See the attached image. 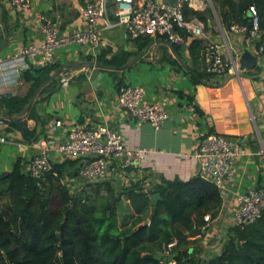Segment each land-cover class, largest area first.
I'll return each mask as SVG.
<instances>
[{
    "label": "crops",
    "instance_id": "1",
    "mask_svg": "<svg viewBox=\"0 0 264 264\" xmlns=\"http://www.w3.org/2000/svg\"><path fill=\"white\" fill-rule=\"evenodd\" d=\"M196 9L206 12L207 29L202 22V36L186 34L177 53L192 72L202 74L205 79L194 82L192 73L185 71L178 60V64L172 61L173 57L177 58L162 43L163 39L151 38V42L139 50L121 26L108 27L103 20H98L96 27L102 47L96 50L90 43L70 44L56 51L54 69L35 90L27 113L23 115L27 118L28 136L32 137L23 139L20 131L0 124V132L9 137L0 146V175L7 174L17 160L24 163L25 168L26 159L35 153L42 139L63 141L72 125L95 128L107 124L120 131L129 144L146 148L149 156L146 170L153 179L188 180L197 175L194 150L199 137L208 132L225 135L238 146L247 148L249 154L237 159L233 179L221 192L222 206L217 217L204 220L205 227L193 229L205 233L190 232L200 237L198 252L206 257L213 251V256L217 255L226 240L228 228L234 224L237 196L250 188L264 187V159L253 153L264 144V75L232 78L225 82L226 75L213 80L204 72V47L211 41L220 44L224 57L234 62L242 51H258L260 46L263 47L260 53L263 59L258 60L254 70L238 71L256 75L264 69V36L250 38L247 33L233 28L240 25L223 22L218 11L208 12L203 5ZM81 11L82 0H30L28 9H17L9 0H0V57L9 58L27 42L37 44L41 41L39 13L46 12L67 34L86 25ZM190 36L202 43L190 49ZM259 39L260 45L252 41ZM106 48L110 49V54L129 53L128 63L119 69L98 65L96 57ZM60 72L71 75L66 87L59 84ZM120 80L142 85L144 101L163 106L168 118L160 128L155 129L147 122L138 124L130 112L117 103ZM16 88L18 94L24 96L30 84L23 80ZM30 108L32 116L29 118ZM56 120H60L62 126H56ZM127 176L129 180L136 177L133 173ZM110 187L115 193L121 188L118 182ZM119 199L128 204L127 214H133L127 198L120 196ZM119 211H116L117 218ZM150 214L151 208L147 216ZM130 220L131 217L123 226Z\"/></svg>",
    "mask_w": 264,
    "mask_h": 264
},
{
    "label": "trees",
    "instance_id": "2",
    "mask_svg": "<svg viewBox=\"0 0 264 264\" xmlns=\"http://www.w3.org/2000/svg\"><path fill=\"white\" fill-rule=\"evenodd\" d=\"M215 1L223 22L246 28L250 23L247 9L254 4L260 26L264 27V0ZM183 10L185 16L198 18L207 29L205 11L194 9L188 2ZM190 37V49L202 43ZM134 42L142 50L151 37L141 36ZM174 47L177 52L178 45ZM130 57L123 51L110 54L106 48L100 51L96 61L98 65L119 69ZM172 61L178 64L174 57ZM54 67L55 64L44 65L23 72L22 79L30 84L27 94L1 97L0 109L19 119L35 90L49 78ZM200 78L205 79L200 73L191 74L194 82ZM125 84L118 81V87ZM29 114L30 118L31 108ZM8 128L12 129L9 125ZM75 164L77 161L73 159L56 163L44 178L37 179L25 172L24 163L17 160L7 174L0 175V264H264V210L253 222L230 226L217 255L197 256L200 237L190 232L205 227L204 216L209 214L210 220L216 218L222 206V193L213 182L194 175L188 180L152 179L154 182L148 184L147 177L152 176L146 175L144 169L141 178L118 193L109 183H97L72 197L64 178L76 175ZM92 191L96 196L105 195L110 206L118 197H126L133 213L129 224L119 226L115 211L97 204V199L90 195ZM154 193L160 199L149 217ZM148 218L149 222L145 223ZM172 240L176 245L167 256L171 261L146 257V254L162 253L163 246Z\"/></svg>",
    "mask_w": 264,
    "mask_h": 264
},
{
    "label": "built area",
    "instance_id": "3",
    "mask_svg": "<svg viewBox=\"0 0 264 264\" xmlns=\"http://www.w3.org/2000/svg\"><path fill=\"white\" fill-rule=\"evenodd\" d=\"M198 1L174 0L173 3H169L164 0H82L81 12L86 25L67 34L61 31L57 21L46 12H41L37 16L41 41L37 44L32 41L27 42L9 58L0 57L2 84L0 98L18 96L16 87L23 82L21 74L34 68L36 64L37 67L55 64L56 51L59 48L70 44L81 46L86 43H90L96 50L102 47L96 27L98 20H103L108 27L121 26L131 41L141 36H149L179 45L186 34L202 36V22L196 17L185 16L183 10L186 2L196 9L200 6ZM9 2L17 9L30 7V0H9ZM247 12L250 17V27L233 26V28L247 33L250 38L263 37L264 27L260 26L256 6L250 4ZM258 51L261 53L263 47L260 46ZM203 63L205 74L213 80L222 79L235 72L234 61L224 57L221 45L212 41L204 47ZM70 79L71 75L68 73L58 74V81L62 87L68 86ZM117 103L127 109L138 124L147 122L158 129L168 118L163 106L144 101L142 85L126 83L118 87ZM9 118L13 119L10 116ZM19 119H23V115H20ZM0 124L6 123L0 119ZM55 125L62 126V122L56 120ZM68 131V136L63 141L40 140L35 153L25 161V172L41 179L53 169L54 164L67 159L76 160L77 164L74 166L76 175H66L64 178V184L72 197L97 183H109L112 186L118 182L121 186L118 190L120 192L123 187L144 175L143 170L147 169L146 162L149 157L146 148L129 144L120 131L114 130L107 124L95 128L72 125ZM8 138L6 133L0 132V146L6 143ZM253 153L264 159V144ZM247 154H249L247 148L238 146L231 138L215 132L205 133L199 137L194 150L197 175L213 182L222 192L226 184L233 179L237 159ZM132 173L136 177L129 180L127 174ZM152 179L147 177L148 184L150 181L154 182ZM263 210L264 187L244 191L237 196L233 225L242 226L253 222ZM204 220L209 221L210 215L206 214ZM175 245V240L166 243L161 254L167 257Z\"/></svg>",
    "mask_w": 264,
    "mask_h": 264
},
{
    "label": "water",
    "instance_id": "4",
    "mask_svg": "<svg viewBox=\"0 0 264 264\" xmlns=\"http://www.w3.org/2000/svg\"><path fill=\"white\" fill-rule=\"evenodd\" d=\"M164 1L169 2V3H173L174 2V0H164ZM247 16H249L248 13H247ZM225 26L228 27V24H226ZM248 27H250V24H248ZM252 41L256 45H260L261 44V39L252 40ZM162 43L167 45L170 48L172 53L175 55V57L177 58V60L180 62L181 66L185 70H187L190 73H194L184 64V62L182 61V58L180 57V55H178V53L175 51V47H174L173 44H171L170 42L165 41V40H163ZM262 59H263V57L260 55L259 51L249 50V49H246V50L242 51L240 53V55H239V58H238L237 62H234L235 65H236L234 67V71L235 72L233 74L227 75V77L225 78L224 81L227 82L229 79L238 78V77H256V76L264 75V69L260 73H258L256 75H248V74H246L244 72H238V71H251V70H254L258 60H262ZM200 81L203 82L202 80H200ZM28 108L29 107H27L22 112V115H25L27 113V109ZM0 119H3L4 122L7 125H9L12 128L20 131L23 139L27 140L29 138V136H28L29 129L27 127V118L26 117H23V119H10L9 115H8V112L6 110H0ZM159 199H160V196H159L158 193H154V194L151 195L152 208H151V214H150L149 217H151V215H152V213H153V211L155 209L154 207H155V205H156V203H157V201ZM149 219L150 218H148L145 221V223H148ZM191 233L192 234H199V233H203L204 234L205 232L200 230V229H197V230H192ZM146 257H154L156 259H163V260H166V261H171V257H163L161 253H156L153 256L150 255V254H146Z\"/></svg>",
    "mask_w": 264,
    "mask_h": 264
},
{
    "label": "rangeland",
    "instance_id": "5",
    "mask_svg": "<svg viewBox=\"0 0 264 264\" xmlns=\"http://www.w3.org/2000/svg\"><path fill=\"white\" fill-rule=\"evenodd\" d=\"M198 4H200V6H204L206 9H209L210 11H213L214 10V12H216L217 13V11H218V13H219V10H218V6H217V4L216 3H213V1L212 0H199L198 1ZM68 187H71L70 185H68ZM101 193H105L104 191H101ZM91 196H92V198H96L97 199V204H100L101 206H105V207H107V209L108 210H113V211H115V213H116V211L117 210H121V211H119V218H117V222H118V224H119V226H121V227H123V225L127 222L128 223V219H130V217H131V214L129 213V214H127V211H126V207H128L127 205L128 204H124L123 202L124 201H122V200H117L116 202L115 201H113L112 202V205L110 206L108 203H107V200H106V198H105V195H103L102 197H100V196H96L95 195V192H93L92 191V193L90 194ZM102 195V194H101ZM118 207V208H117ZM116 215H117V213H116ZM201 251H199L198 253H200ZM161 253V252H160ZM215 252L213 251L210 255L212 256L213 254H214ZM164 256H166V255H164ZM197 256H200V257H202V258H205L201 253H200V255H198L197 254ZM210 256V257H211Z\"/></svg>",
    "mask_w": 264,
    "mask_h": 264
}]
</instances>
